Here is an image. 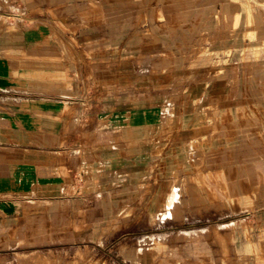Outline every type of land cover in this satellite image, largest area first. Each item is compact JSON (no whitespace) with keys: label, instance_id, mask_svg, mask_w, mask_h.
I'll list each match as a JSON object with an SVG mask.
<instances>
[{"label":"crops","instance_id":"1","mask_svg":"<svg viewBox=\"0 0 264 264\" xmlns=\"http://www.w3.org/2000/svg\"><path fill=\"white\" fill-rule=\"evenodd\" d=\"M251 1L0 0V258L264 264Z\"/></svg>","mask_w":264,"mask_h":264},{"label":"rangeland","instance_id":"2","mask_svg":"<svg viewBox=\"0 0 264 264\" xmlns=\"http://www.w3.org/2000/svg\"><path fill=\"white\" fill-rule=\"evenodd\" d=\"M254 4L249 0V5ZM172 204V198L169 200ZM31 260L30 264H113L116 261V256L113 251L105 250L98 255H95L89 249L77 250L76 252H68L65 255L53 254H13L7 257L0 258V264H27L24 261Z\"/></svg>","mask_w":264,"mask_h":264},{"label":"bare ground","instance_id":"3","mask_svg":"<svg viewBox=\"0 0 264 264\" xmlns=\"http://www.w3.org/2000/svg\"><path fill=\"white\" fill-rule=\"evenodd\" d=\"M36 160V159H35ZM170 202V201H169Z\"/></svg>","mask_w":264,"mask_h":264}]
</instances>
